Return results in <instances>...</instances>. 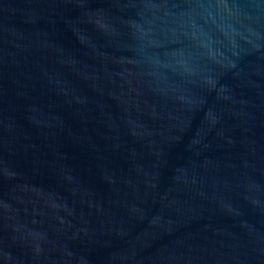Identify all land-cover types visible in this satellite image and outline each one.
Instances as JSON below:
<instances>
[{"label": "water", "instance_id": "water-1", "mask_svg": "<svg viewBox=\"0 0 264 264\" xmlns=\"http://www.w3.org/2000/svg\"><path fill=\"white\" fill-rule=\"evenodd\" d=\"M0 264H264V0H0Z\"/></svg>", "mask_w": 264, "mask_h": 264}]
</instances>
